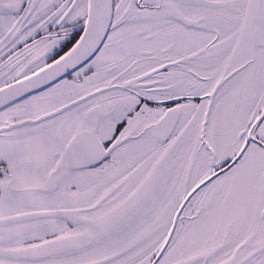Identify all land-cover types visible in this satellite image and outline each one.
Returning <instances> with one entry per match:
<instances>
[{
    "label": "snow or ice",
    "instance_id": "snow-or-ice-1",
    "mask_svg": "<svg viewBox=\"0 0 264 264\" xmlns=\"http://www.w3.org/2000/svg\"><path fill=\"white\" fill-rule=\"evenodd\" d=\"M0 264H264V0H0Z\"/></svg>",
    "mask_w": 264,
    "mask_h": 264
}]
</instances>
